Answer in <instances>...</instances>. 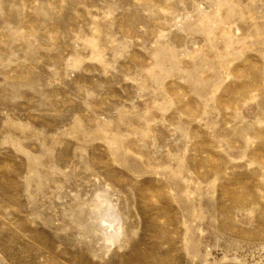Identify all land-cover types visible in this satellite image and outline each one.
Segmentation results:
<instances>
[{"label": "rangeland", "instance_id": "rangeland-1", "mask_svg": "<svg viewBox=\"0 0 264 264\" xmlns=\"http://www.w3.org/2000/svg\"><path fill=\"white\" fill-rule=\"evenodd\" d=\"M0 264H264V0H0Z\"/></svg>", "mask_w": 264, "mask_h": 264}]
</instances>
